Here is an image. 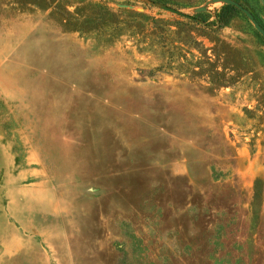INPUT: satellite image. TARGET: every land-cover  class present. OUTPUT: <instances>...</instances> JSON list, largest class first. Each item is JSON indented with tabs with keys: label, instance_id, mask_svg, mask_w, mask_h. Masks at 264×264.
Returning a JSON list of instances; mask_svg holds the SVG:
<instances>
[{
	"label": "rangeland",
	"instance_id": "rangeland-1",
	"mask_svg": "<svg viewBox=\"0 0 264 264\" xmlns=\"http://www.w3.org/2000/svg\"><path fill=\"white\" fill-rule=\"evenodd\" d=\"M90 1L144 21L95 38L0 0V264H264L263 38L178 14L228 0Z\"/></svg>",
	"mask_w": 264,
	"mask_h": 264
},
{
	"label": "trees",
	"instance_id": "trees-1",
	"mask_svg": "<svg viewBox=\"0 0 264 264\" xmlns=\"http://www.w3.org/2000/svg\"><path fill=\"white\" fill-rule=\"evenodd\" d=\"M142 1L177 9V2L179 0ZM200 1H202L200 4L204 2V0ZM68 7H72L73 11L69 12L67 10ZM191 7H194V5ZM46 8H52L51 17L63 30L77 32L80 35L89 34L95 38L104 36L110 39L121 31H130L133 35H136V24L121 19L119 15L126 12L128 15L140 19L141 23L144 21L143 18L145 17L143 14L127 12L126 10L113 12L104 5L93 4L90 0H61L57 4H55L54 0H48ZM238 14H240L238 8L233 5L224 4L219 9L215 10L212 15L207 12H198L190 16L188 21L197 26H205L207 28H213L214 31H219L230 26L235 18H237ZM257 196L258 191L256 189L254 190V199L257 198Z\"/></svg>",
	"mask_w": 264,
	"mask_h": 264
},
{
	"label": "water",
	"instance_id": "water-1",
	"mask_svg": "<svg viewBox=\"0 0 264 264\" xmlns=\"http://www.w3.org/2000/svg\"><path fill=\"white\" fill-rule=\"evenodd\" d=\"M227 4L229 5H233L235 6L236 8H238L243 14H245V16L248 18V20L252 23V25L254 26L255 30L260 34V36L263 38L264 40V30L262 29V27L260 26V24L255 20V18L253 17V15L248 12V10H246L245 8H243L242 6L234 3V2H231V1H227ZM166 9H169V10H173L175 12H177L175 9H172V8H168V7H165ZM179 15H181L182 17L184 18H187L189 19L190 16L188 15H184V14H181L178 12Z\"/></svg>",
	"mask_w": 264,
	"mask_h": 264
},
{
	"label": "crops",
	"instance_id": "crops-1",
	"mask_svg": "<svg viewBox=\"0 0 264 264\" xmlns=\"http://www.w3.org/2000/svg\"><path fill=\"white\" fill-rule=\"evenodd\" d=\"M36 244H37L38 248L42 250L41 243L38 241V242H36Z\"/></svg>",
	"mask_w": 264,
	"mask_h": 264
}]
</instances>
